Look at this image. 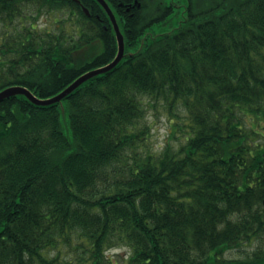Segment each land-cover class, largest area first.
Instances as JSON below:
<instances>
[{
  "label": "trees",
  "instance_id": "obj_1",
  "mask_svg": "<svg viewBox=\"0 0 264 264\" xmlns=\"http://www.w3.org/2000/svg\"><path fill=\"white\" fill-rule=\"evenodd\" d=\"M107 1L114 68L0 101V264H264V0ZM101 5L0 0V90L110 63Z\"/></svg>",
  "mask_w": 264,
  "mask_h": 264
},
{
  "label": "water",
  "instance_id": "obj_2",
  "mask_svg": "<svg viewBox=\"0 0 264 264\" xmlns=\"http://www.w3.org/2000/svg\"><path fill=\"white\" fill-rule=\"evenodd\" d=\"M103 6L107 13L109 14L113 28L115 30L117 40H118V52L116 57L108 64L90 69L89 71L83 73L80 75L77 79H75L70 85H68L64 90L60 91L59 93L53 95L52 97L49 98H39L35 94H32V91L27 88L26 86L22 85H11L8 86L2 90H0V101L4 100L5 98H8L13 95H18V94H24L26 95L30 100L35 102V104H40V105H48L54 102H60L62 101L67 95H69L72 91H74L76 88H78L84 81L89 80L92 77H95L99 74L105 73L112 68H114L123 58L125 57V37L123 35V32L120 28L117 16H115V12L111 8L110 4L108 3L107 0H98ZM84 10L90 14L89 10L87 7L83 6ZM264 202V201H263Z\"/></svg>",
  "mask_w": 264,
  "mask_h": 264
},
{
  "label": "rangeland",
  "instance_id": "obj_3",
  "mask_svg": "<svg viewBox=\"0 0 264 264\" xmlns=\"http://www.w3.org/2000/svg\"><path fill=\"white\" fill-rule=\"evenodd\" d=\"M178 19H179V13L167 23L153 26L150 31L152 33H156V32L166 33L167 31H169L170 29H172L177 25ZM146 121L151 126L150 135L149 138L147 139V144L150 150L160 151L169 141L173 142L174 144H179L178 140L176 139L177 137L176 138L172 137L171 133L175 130V127L172 120L169 118L167 111L165 110V108H163V106L159 105L155 108H148ZM66 122H67L66 116L63 115L64 130L67 134H69L70 129ZM176 134L181 135V131H177ZM113 252L123 253L125 252V248H117L113 250ZM229 255H234V253L230 252Z\"/></svg>",
  "mask_w": 264,
  "mask_h": 264
}]
</instances>
